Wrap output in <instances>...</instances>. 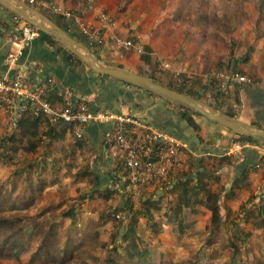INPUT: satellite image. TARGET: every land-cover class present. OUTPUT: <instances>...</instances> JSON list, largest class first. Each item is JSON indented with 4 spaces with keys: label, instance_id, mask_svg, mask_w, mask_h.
<instances>
[{
    "label": "rangeland",
    "instance_id": "374dc122",
    "mask_svg": "<svg viewBox=\"0 0 264 264\" xmlns=\"http://www.w3.org/2000/svg\"><path fill=\"white\" fill-rule=\"evenodd\" d=\"M43 1L45 7L43 5L39 9L51 15L78 10L80 25L87 30L98 29L102 34V44L107 29L113 30L115 48L147 57V63L139 70L142 74H150L154 80L180 87L183 91L190 87V95L217 112H222V106L228 101L236 111L237 104L232 98L237 97L243 86L240 83L237 87L231 85L228 88L225 83V89L221 88L219 85L226 77H220L219 73L229 74L231 71L234 74L236 71L253 80H258L256 75H259L262 79L258 81L264 85V11H259L255 0H229L225 8L216 2L214 5V0H102L101 13L105 17L100 18L99 13L94 17L96 22L85 19L83 13L85 8L98 7L100 0ZM129 40L132 45L122 44ZM236 59V68H232ZM213 75L220 82L218 88L208 83L213 80ZM203 84L206 87L202 89ZM11 131L7 115L0 113V137ZM27 141L20 140V144H8L0 149V195L6 196L0 205L10 210L11 217H16L33 215L40 209L57 204L38 220L45 216L46 220L58 222L61 245L67 240L76 253L74 264H106L109 253L118 258L109 248L128 226L126 207L138 216L136 233L142 239L141 246L150 251L151 262L262 264L261 231L253 221L259 217V209L264 215V197H256L253 189L235 190L238 187H230L232 183H227V178L217 174L218 180L221 178L224 183L223 187H227L223 188L225 193H221L220 200L221 213L226 217L225 226L222 224L211 235L207 226L210 211L202 204L208 211H202L198 206L199 211L194 213L197 219L189 209L185 210L180 231L163 216L164 207L176 201L165 182L168 177L132 191H125L117 181V184L110 185L113 192L106 193L104 174L96 179L92 174L81 175L84 169H91V156L87 149L82 152L75 150V154L70 148L61 150L53 142L48 144L41 138L36 140L32 151H24L22 145L28 146ZM7 147L10 148L7 150ZM24 168L30 171L15 173ZM195 174L189 173L188 176L195 179ZM208 181L212 189L215 183H219L214 178ZM78 194H83L82 198ZM145 197L160 205L158 211L151 209L158 233L146 225L142 216L141 200ZM23 203L28 204L24 206ZM71 204L78 206L74 223L66 218L60 219V212ZM248 208L251 213H246ZM118 212L124 216L116 218ZM16 227L23 229L20 239L26 249L21 251L19 259L1 254L0 264H46L31 260L40 234L33 232L29 220L18 222ZM230 241L235 244V256ZM118 261L123 262L120 258Z\"/></svg>",
    "mask_w": 264,
    "mask_h": 264
},
{
    "label": "crops",
    "instance_id": "0c3cea01",
    "mask_svg": "<svg viewBox=\"0 0 264 264\" xmlns=\"http://www.w3.org/2000/svg\"><path fill=\"white\" fill-rule=\"evenodd\" d=\"M100 1L101 4L98 7L85 8L83 13L85 19L96 22L94 17L103 11V1ZM11 3L14 2L11 1ZM37 8L40 13L46 15L61 28L65 30L68 28V33L76 41L85 44V37L72 20L42 12L43 10ZM14 15L0 4V77L13 74V69L5 66L3 58L9 47L8 36L20 24L13 18ZM113 32L107 29L104 33V44L98 49H91L93 57L102 64L142 74L139 70L147 63V57H141L133 51H120L115 48L112 43ZM61 46L50 35L45 36L41 33L25 45L19 64L27 69V79L30 84L40 85L47 77H54L62 86L71 91L75 100L86 101L92 111L111 110L135 114L141 120L173 135L179 144L177 155L181 161V167L174 173L169 172L166 176L168 179L165 182L170 189L169 182L174 175L188 176L189 173L193 175L200 173L202 165L212 171L213 175L209 178L219 181L214 184L213 189L208 183V188L225 193L223 188L227 189V187H223L224 183L221 178L218 180V174L220 177L227 178V183H232L230 187L233 186L234 189L238 187L235 190L253 189L256 197H261L258 195L264 192V141L241 140L238 138L240 135L233 133L229 128L194 113L192 117L199 126V129L195 131L179 114L180 106L137 87L125 86L121 81L95 73L81 60L78 62L64 52L65 48ZM256 77L258 80L262 79L259 75ZM53 93L52 91L49 93L51 102L58 103ZM236 96L232 98L237 104L236 111L230 101L226 102L221 109L235 112L237 119L253 128L264 129V86L243 85ZM38 123L42 131L48 129L45 119L39 118ZM110 129V123L91 122L83 128V135L79 139L66 128L60 138L50 140L45 134H41L37 139L42 138L46 143L53 142V145L61 150L70 148L75 154L78 150L82 152L84 148L87 149L91 156V169L89 170L94 174L95 179L98 175L104 174L106 187L110 188L111 183L117 184V181L113 180L112 164L104 143ZM221 157L225 160H221ZM256 164L259 166L255 167ZM209 178L206 180L208 181ZM198 206H201L199 209L202 211H208L202 204H197L194 206L196 212L199 211ZM196 212H191L195 219H197V215L194 214Z\"/></svg>",
    "mask_w": 264,
    "mask_h": 264
},
{
    "label": "built area",
    "instance_id": "2783aa9c",
    "mask_svg": "<svg viewBox=\"0 0 264 264\" xmlns=\"http://www.w3.org/2000/svg\"><path fill=\"white\" fill-rule=\"evenodd\" d=\"M33 7H41L45 2L37 0H20ZM45 7V5H44ZM64 19L72 20L87 39L90 49H98L102 45V34L98 29L87 30L79 23V11L60 13ZM100 18H104L103 13ZM14 19L19 21L18 28L12 32L7 42L8 50L3 58L7 68L13 69L12 76L7 74L0 77V113L7 115L8 121L15 126L17 118L25 111L33 116L45 119L47 124L58 128L71 130L76 138H81L83 128L91 123H110L111 129L105 138V149L114 168L113 180L119 181L125 191H132L136 187L149 186L166 177L168 172H176L181 164L177 155L179 144L176 138L150 123L141 120L131 113L114 112L111 110L92 111L84 100H75L71 91L62 86L54 77H47L40 85H32L27 79V69L19 64L25 49V45L36 39L40 30L20 20L16 15ZM68 31V29H67ZM125 46L132 45V41L122 42ZM227 73V72H226ZM219 73L220 77H226L219 85V81L213 75L209 84L218 85L225 89V83L231 85H261L258 80L244 77L241 73ZM231 75V76H229ZM55 88L59 97L58 103L47 100L48 88ZM223 91L222 89H217ZM222 94V93H221ZM256 164L255 167H258ZM251 169V168H249ZM113 184V183H112ZM123 213H116L120 218Z\"/></svg>",
    "mask_w": 264,
    "mask_h": 264
},
{
    "label": "trees",
    "instance_id": "16d2710c",
    "mask_svg": "<svg viewBox=\"0 0 264 264\" xmlns=\"http://www.w3.org/2000/svg\"><path fill=\"white\" fill-rule=\"evenodd\" d=\"M215 2L225 8L229 0H214V5ZM254 3H256L257 7L260 8L259 11L263 13L264 0H255ZM40 33L45 34V36L48 35L41 30ZM85 45H87L86 37ZM63 51L80 62V59L72 55L66 49H64ZM237 60L238 59L234 61L232 68H236ZM150 77L154 80L151 75ZM167 86L177 91L185 92L187 94H189L191 90L190 87L185 88L186 91H183L180 87L175 88L173 86H170L169 84H167ZM205 87L206 84H203L202 89ZM50 91H52V93L54 92L53 94H55L57 100H59V97L56 95L55 88L53 87L48 88L46 96L47 100L51 101V97L49 96ZM196 95L199 96V93H197ZM222 112L235 118L237 116L235 112H231L228 109H224ZM194 113L198 114L195 111L184 108H181V110L179 111V114L182 118L185 119L188 125L191 126L193 130L197 131L199 129V126L196 124L195 120L192 117ZM38 119V116H33L29 111L23 112L17 118L15 126L12 127V131L10 133H7V135L0 137V149L3 146L5 148L8 144H20V140L26 139L28 140V146L22 145V148L24 151H32L35 148V141L40 136V134H45L50 140L62 137L65 128L56 129L53 126L47 125L48 129L42 131L40 124L38 123ZM238 138L244 141H256V139L244 135H240L238 136ZM50 143L51 142L49 141L48 144ZM9 148L10 147H7V150ZM221 158V160H225V158ZM29 165L30 163L28 164V166ZM201 167L202 169L200 173L195 174V179L184 174H181L180 176H173V179L169 182V184L171 185V192L176 196V201L173 204H169L164 207L163 216L165 217V220L167 222L174 223L177 229L181 231L185 210L189 209L190 212H196L194 206L197 204H203L210 211L209 224L207 226L209 228L210 234L212 235L217 232L222 224L224 225L226 217L224 218V215L221 213L220 190H211L210 188H208V181L206 180V178L212 176L213 173L211 170L204 168L202 165ZM21 171L29 172L30 170L28 168L18 169L15 173H20ZM87 174H92L93 177H95L94 174L91 173L87 168L81 172V175ZM37 188L38 190H40L39 187ZM112 192V189H106V193ZM83 194H78V196L82 198ZM258 196L264 197V192L260 193ZM5 199V195H0V204ZM141 202L143 204L142 216L145 218L146 225L148 227H151L154 233H158L159 229L156 226L155 222L152 221L151 209L158 211L160 210V205L151 201L148 197L143 198ZM28 203L23 204H25L24 206H27L26 204ZM51 206H57V204L49 205L45 209H40L33 215H17L16 217H11L10 210L7 211V208H4L0 205V255L3 254L7 255V257H14L15 259H19L21 251L25 250L26 247L25 245H23V241L20 239L23 229L18 230L16 224H18V222L20 221H23L24 219H27L29 220L30 228L33 229V232H38L37 234H40L36 251L32 253V261L40 260L46 264H74V257L76 253L73 252L70 246L67 244V240L63 241L64 245H61L60 238L57 233L58 222L54 221L53 219L46 220L45 216L42 217L41 221L38 220L39 216L48 212ZM77 207V205H69L67 209H64L60 212V219L66 218L69 220V222L74 223L77 215ZM112 211L114 212L115 210L113 209ZM125 213L127 214L129 221L128 226H126L125 231H123L119 239H114L112 241L113 245L109 248L112 253H114V255H116L118 258L122 259L123 262L119 263L118 258L112 257L111 253H109L108 257L106 258V264H158L157 262H151L150 251L146 247H142L140 244L142 243V239L136 233V223L138 222V216L133 213L130 207H126ZM246 213H251V210L249 208L246 209ZM258 216L259 217L255 218V220L253 221V224L257 229H260L261 231V246L263 252L262 264H264V215L261 213L260 209L258 211ZM51 217L53 216L51 215ZM233 231H236V229H234ZM244 235L248 236L250 235V233H244ZM241 242L243 243V240H241ZM230 243V247L234 254L233 256H235V244H233L232 241H230ZM79 246L80 242L78 243L77 249L79 248Z\"/></svg>",
    "mask_w": 264,
    "mask_h": 264
},
{
    "label": "water",
    "instance_id": "95a60500",
    "mask_svg": "<svg viewBox=\"0 0 264 264\" xmlns=\"http://www.w3.org/2000/svg\"><path fill=\"white\" fill-rule=\"evenodd\" d=\"M11 1L14 3H11ZM0 4L13 12L20 20H24L50 35L95 73L121 81L125 86H134L142 89L181 108L195 111L206 119L218 122L229 128L235 134L264 141V129L253 128L235 117L217 112L212 106L203 103L197 97L154 81L149 74L143 75L100 63L93 57L91 49L87 45L76 41L67 30L61 28L46 15L40 13L35 7L20 0H0Z\"/></svg>",
    "mask_w": 264,
    "mask_h": 264
}]
</instances>
